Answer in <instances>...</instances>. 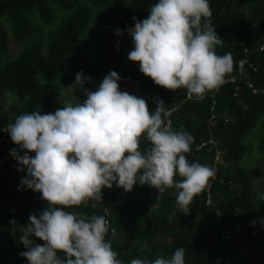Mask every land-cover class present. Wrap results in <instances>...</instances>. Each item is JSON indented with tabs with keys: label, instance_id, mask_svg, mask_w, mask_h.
I'll use <instances>...</instances> for the list:
<instances>
[{
	"label": "trees",
	"instance_id": "16d2710c",
	"mask_svg": "<svg viewBox=\"0 0 264 264\" xmlns=\"http://www.w3.org/2000/svg\"><path fill=\"white\" fill-rule=\"evenodd\" d=\"M156 2L0 0V55H6L8 46L4 22L19 47L13 59H0V264H28L20 255L26 250L20 237L29 215H38L47 207L40 193L20 188L26 169L17 171V162L10 155L17 146L6 132L7 125L31 111L54 113L63 106L56 100L57 93L70 92L67 87L81 71L91 78L84 85L91 89L109 72H117L120 90L129 94L135 90L150 112L156 101H163L166 123L194 137L187 159L215 169V181L211 179L194 197L187 215L176 203L175 189L159 194L147 185H134L132 191L124 192L113 184L111 189H102L100 203L76 206L82 216L106 218L105 240L118 258L125 264L134 258H171L180 247L186 250V264H223L236 256L233 264H255L263 257L264 175L259 176V167L246 168L242 161L248 149L246 137L255 140V152L264 161V0H209L212 15L207 19L224 42L216 52L231 53L233 67L223 84L207 91L202 99L189 96L185 88L156 86L139 71L138 63L127 59L133 47L127 29L146 19ZM104 6L105 12L97 11ZM34 15L44 26L56 24L46 30L43 45L40 40H30L39 34L26 23L27 16ZM87 24L103 49L95 59L82 53L68 57ZM117 29L120 36L115 35ZM5 105L8 112L3 113ZM148 146L142 138L141 148ZM262 170L264 173V167ZM208 196L210 204H206Z\"/></svg>",
	"mask_w": 264,
	"mask_h": 264
},
{
	"label": "clouds",
	"instance_id": "9594fccd",
	"mask_svg": "<svg viewBox=\"0 0 264 264\" xmlns=\"http://www.w3.org/2000/svg\"><path fill=\"white\" fill-rule=\"evenodd\" d=\"M148 13L127 29L133 45L127 59L138 63L145 77L167 90L185 88L200 99L223 84L233 59L231 53L216 52L224 42L207 19L212 15L209 0H157ZM119 80L111 71L89 91L84 85L91 78L77 72L67 88L72 96L83 89V102L73 96L75 103L64 100L54 113L31 111L7 125L17 146L10 155L17 171L26 169L20 188L40 193L47 204L38 215H29L20 237L26 249L20 255L28 264H125L105 240L106 218L82 216L76 206L100 203L102 189L113 184L124 192L147 185L159 194L175 189L176 203L187 215L194 197L215 177L214 168L187 159L194 137L166 123L163 101H156L150 112L145 99L120 90ZM142 138L147 148H141ZM185 251L180 247L171 258H134L130 264H186Z\"/></svg>",
	"mask_w": 264,
	"mask_h": 264
},
{
	"label": "rangeland",
	"instance_id": "374dc122",
	"mask_svg": "<svg viewBox=\"0 0 264 264\" xmlns=\"http://www.w3.org/2000/svg\"><path fill=\"white\" fill-rule=\"evenodd\" d=\"M104 9H105V6L98 8L97 11L105 12ZM27 17H29L28 20H26L28 29L29 30L38 29V31H39V34L38 33L35 34L37 36L31 38L30 40H32L33 42H37V40H40V42H42V45H43L46 30L49 29L50 27L55 26L56 24L53 23L50 26H44L37 20L35 15L32 16V18L30 16H27ZM4 23H5V28L7 30V33H9V34H8L7 52H6V55L5 54L0 55L1 61L6 60V59H13L12 56L16 55L17 51L19 50V47L14 45L12 36L10 34L9 25L6 22H4ZM90 25L91 24H87L86 27L80 32L79 41L68 52V54H67L68 57H74L78 53H82V54L86 55L89 59H95V57L103 49L102 42L97 38L95 30ZM26 43L27 42L23 43V46ZM42 53L45 54V48L42 50ZM74 82H75V80H74ZM74 82H73V84H74ZM99 84H100L99 81H97L94 88H92V89L86 88V87H84V88L88 89L89 91H95ZM61 94H62L61 100L58 101V95H61ZM131 94L136 96L135 90H132ZM73 96L75 98H77L78 100H80L81 102L84 99H86V97L83 93V89H77L76 91H74ZM73 96L71 94V91L70 92L60 91L56 95V100L58 102H60L61 104H62V101H64V100H71L73 103H75L76 100ZM18 101H20V100L18 99ZM9 103H10V101H9ZM21 103H22V101H21ZM12 104L13 105H19V102H13L12 101ZM2 112L3 113L8 112V108L6 105L4 106ZM245 144L248 145V149H247L246 155L244 156V159L242 161V165L246 168H251L252 166L259 167L261 169L259 176L262 177L264 175L263 170H262L264 165L262 166V165H260V163H263L264 161H263L262 157L258 156L257 153L255 152V144H256L255 140L251 139L249 137H246Z\"/></svg>",
	"mask_w": 264,
	"mask_h": 264
},
{
	"label": "built area",
	"instance_id": "2783aa9c",
	"mask_svg": "<svg viewBox=\"0 0 264 264\" xmlns=\"http://www.w3.org/2000/svg\"><path fill=\"white\" fill-rule=\"evenodd\" d=\"M5 139V135H3V137H2V140H4ZM218 160V157H215V159H214V164H216V161ZM212 181H215V177L212 179ZM36 200L34 199V202H35ZM208 202V203H207ZM206 204H210V198H209V196L207 197V200H206ZM108 227H109V225H108V221H107V229H108ZM264 250V249H263ZM245 253V252H244ZM262 260H264V255H263V257L261 258V259H259V260H257V262H255V264H262ZM226 264H233V261L232 262H226Z\"/></svg>",
	"mask_w": 264,
	"mask_h": 264
},
{
	"label": "bare ground",
	"instance_id": "6f19581e",
	"mask_svg": "<svg viewBox=\"0 0 264 264\" xmlns=\"http://www.w3.org/2000/svg\"><path fill=\"white\" fill-rule=\"evenodd\" d=\"M3 135H5V132H4V134H3ZM3 135H2V136H3ZM10 151H11V150H10Z\"/></svg>",
	"mask_w": 264,
	"mask_h": 264
}]
</instances>
